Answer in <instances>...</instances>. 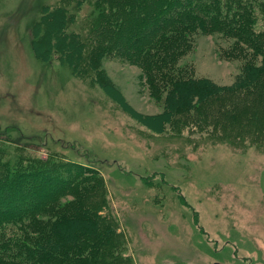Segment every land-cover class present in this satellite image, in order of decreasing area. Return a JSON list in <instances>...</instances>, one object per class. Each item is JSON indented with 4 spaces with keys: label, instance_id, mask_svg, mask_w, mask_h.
Wrapping results in <instances>:
<instances>
[{
    "label": "rangeland",
    "instance_id": "rangeland-1",
    "mask_svg": "<svg viewBox=\"0 0 264 264\" xmlns=\"http://www.w3.org/2000/svg\"><path fill=\"white\" fill-rule=\"evenodd\" d=\"M96 2L0 0V167L66 162L94 170L101 213L118 233L98 264H264V74L151 129L63 59L36 56L32 27L51 4L75 11L71 28L88 49L101 37L122 44L133 13L116 15L107 31L93 18ZM232 42L196 33L178 66L231 85L247 60ZM103 67L132 110L160 113L142 68L118 55H107Z\"/></svg>",
    "mask_w": 264,
    "mask_h": 264
},
{
    "label": "trees",
    "instance_id": "trees-1",
    "mask_svg": "<svg viewBox=\"0 0 264 264\" xmlns=\"http://www.w3.org/2000/svg\"><path fill=\"white\" fill-rule=\"evenodd\" d=\"M112 1L113 12L97 0L93 18L112 31L116 15L131 11L134 27L122 44L111 39L102 44L101 37L100 45L88 49L84 35L71 28L77 20L75 11L51 4L32 27V45L36 56L45 61L59 57L77 74L91 77L151 129L160 131L175 115L195 109L210 97L250 88L264 74V0ZM124 3H131L132 10H125ZM199 32L233 39L230 45L247 58L231 85L180 70L179 59L192 48ZM107 55H118L142 68L152 96L162 103L160 113L143 117L127 105L103 67ZM69 164L0 167V264H98L118 235L117 228L101 213L106 205L98 194L103 187L98 175L83 165L75 164L79 168L73 169Z\"/></svg>",
    "mask_w": 264,
    "mask_h": 264
},
{
    "label": "water",
    "instance_id": "water-1",
    "mask_svg": "<svg viewBox=\"0 0 264 264\" xmlns=\"http://www.w3.org/2000/svg\"><path fill=\"white\" fill-rule=\"evenodd\" d=\"M214 264H222V263H219V262H215Z\"/></svg>",
    "mask_w": 264,
    "mask_h": 264
}]
</instances>
